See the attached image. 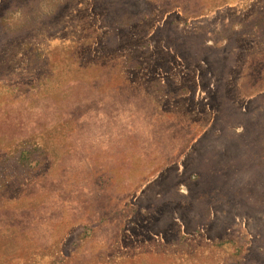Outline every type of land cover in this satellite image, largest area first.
Here are the masks:
<instances>
[{"label":"rangeland","instance_id":"1","mask_svg":"<svg viewBox=\"0 0 264 264\" xmlns=\"http://www.w3.org/2000/svg\"><path fill=\"white\" fill-rule=\"evenodd\" d=\"M0 264H264V0H0Z\"/></svg>","mask_w":264,"mask_h":264},{"label":"clouds","instance_id":"2","mask_svg":"<svg viewBox=\"0 0 264 264\" xmlns=\"http://www.w3.org/2000/svg\"><path fill=\"white\" fill-rule=\"evenodd\" d=\"M6 22L9 25H12V26H15L16 24L21 23L22 22V13H21V11L17 10L14 13H12L10 15V17L7 18Z\"/></svg>","mask_w":264,"mask_h":264}]
</instances>
